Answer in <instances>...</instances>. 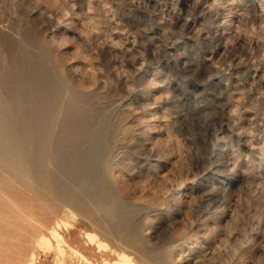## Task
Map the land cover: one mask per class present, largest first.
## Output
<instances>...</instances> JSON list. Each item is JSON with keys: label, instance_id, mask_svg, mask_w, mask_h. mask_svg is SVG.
<instances>
[{"label": "rangeland", "instance_id": "1", "mask_svg": "<svg viewBox=\"0 0 264 264\" xmlns=\"http://www.w3.org/2000/svg\"><path fill=\"white\" fill-rule=\"evenodd\" d=\"M17 83L72 103L134 231L0 171V264H264V0H0V104Z\"/></svg>", "mask_w": 264, "mask_h": 264}, {"label": "bare ground", "instance_id": "2", "mask_svg": "<svg viewBox=\"0 0 264 264\" xmlns=\"http://www.w3.org/2000/svg\"><path fill=\"white\" fill-rule=\"evenodd\" d=\"M13 91L21 100L19 104H0V171L32 190L52 208L74 207L119 238L133 240L134 227L107 182L101 143L87 150L84 147L88 140L64 129L72 103L63 104L58 97L33 93L20 83ZM38 225L46 228L43 223ZM58 227L59 223L48 228L49 236L41 232L37 240L45 248H55L57 254H63L61 245L65 239ZM96 246L100 250L103 245ZM103 264L136 263L127 254L117 253L115 259H105Z\"/></svg>", "mask_w": 264, "mask_h": 264}]
</instances>
